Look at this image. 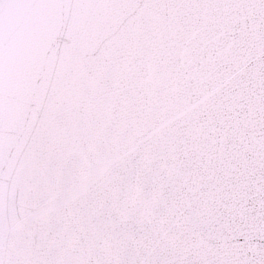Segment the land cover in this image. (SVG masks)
<instances>
[{
    "label": "snow or ice",
    "instance_id": "1",
    "mask_svg": "<svg viewBox=\"0 0 264 264\" xmlns=\"http://www.w3.org/2000/svg\"><path fill=\"white\" fill-rule=\"evenodd\" d=\"M0 264H264V0H0Z\"/></svg>",
    "mask_w": 264,
    "mask_h": 264
}]
</instances>
